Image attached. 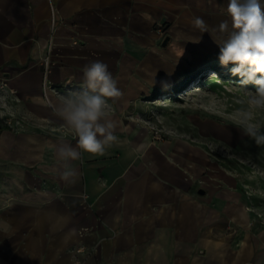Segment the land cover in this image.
<instances>
[{"label": "crops", "instance_id": "crops-1", "mask_svg": "<svg viewBox=\"0 0 264 264\" xmlns=\"http://www.w3.org/2000/svg\"><path fill=\"white\" fill-rule=\"evenodd\" d=\"M228 3L0 0V264H264V226H248L225 188L200 187L139 116L161 68L221 35ZM95 61L123 92L113 105L123 144L82 153L68 184L56 150L76 138L49 102L82 90Z\"/></svg>", "mask_w": 264, "mask_h": 264}, {"label": "rangeland", "instance_id": "rangeland-1", "mask_svg": "<svg viewBox=\"0 0 264 264\" xmlns=\"http://www.w3.org/2000/svg\"><path fill=\"white\" fill-rule=\"evenodd\" d=\"M199 44V55L181 65L161 68L145 108L138 114L151 129V138L164 140L180 154L186 171L199 186L211 191L226 189L246 210L247 225L264 226V145H257L237 127L236 113L246 107V93L231 75L234 65L222 66L215 42ZM215 67L222 73L205 79ZM247 90L255 91L248 84ZM264 123V113L259 114ZM227 194L229 196H227Z\"/></svg>", "mask_w": 264, "mask_h": 264}, {"label": "clouds", "instance_id": "clouds-1", "mask_svg": "<svg viewBox=\"0 0 264 264\" xmlns=\"http://www.w3.org/2000/svg\"><path fill=\"white\" fill-rule=\"evenodd\" d=\"M225 15L229 19L219 22L217 29L222 36L215 42L219 46V62L222 66L234 65L231 75L239 76L237 86L246 93L242 101L246 107L237 111V127L259 145H264V123L259 114L264 113V0H229ZM192 26L199 33L209 32V26L201 17H195ZM199 43L200 37L191 40ZM211 77H216L212 73ZM255 85V91L246 85ZM123 96L118 81L108 66L95 61L83 69V86L60 96L49 107L60 117L68 133L76 138V145L62 144L56 150L58 164L62 168L60 179L75 184L77 170L74 161L82 159V153L104 155L108 149L120 146L123 141L116 135L118 123L113 116V105Z\"/></svg>", "mask_w": 264, "mask_h": 264}, {"label": "bare ground", "instance_id": "bare-ground-1", "mask_svg": "<svg viewBox=\"0 0 264 264\" xmlns=\"http://www.w3.org/2000/svg\"><path fill=\"white\" fill-rule=\"evenodd\" d=\"M212 73H216L215 70H211L209 72H207V75L205 76V79L208 80V79H214V77H211L212 76ZM216 76H217V73H216Z\"/></svg>", "mask_w": 264, "mask_h": 264}, {"label": "water", "instance_id": "water-1", "mask_svg": "<svg viewBox=\"0 0 264 264\" xmlns=\"http://www.w3.org/2000/svg\"><path fill=\"white\" fill-rule=\"evenodd\" d=\"M168 40H169V36H166V37L164 38L162 44L165 45V44L168 42ZM198 192H199L200 194H203V193H204V190H203V189H199Z\"/></svg>", "mask_w": 264, "mask_h": 264}, {"label": "built area", "instance_id": "built-area-1", "mask_svg": "<svg viewBox=\"0 0 264 264\" xmlns=\"http://www.w3.org/2000/svg\"><path fill=\"white\" fill-rule=\"evenodd\" d=\"M5 85H6V83H5L4 81L0 82V87H4ZM82 250H83L82 247H80V248L78 249V251H82Z\"/></svg>", "mask_w": 264, "mask_h": 264}, {"label": "trees", "instance_id": "trees-1", "mask_svg": "<svg viewBox=\"0 0 264 264\" xmlns=\"http://www.w3.org/2000/svg\"><path fill=\"white\" fill-rule=\"evenodd\" d=\"M212 70H215L216 73H217V75H219L220 73H222V69H221V68H217V67H215V68L212 69Z\"/></svg>", "mask_w": 264, "mask_h": 264}]
</instances>
